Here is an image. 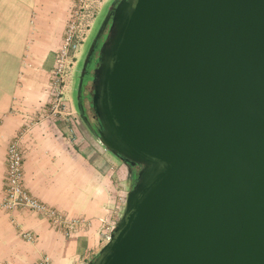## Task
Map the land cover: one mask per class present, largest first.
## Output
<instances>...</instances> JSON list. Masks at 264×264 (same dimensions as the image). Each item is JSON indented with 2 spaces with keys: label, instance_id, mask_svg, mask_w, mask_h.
Wrapping results in <instances>:
<instances>
[{
  "label": "water",
  "instance_id": "water-1",
  "mask_svg": "<svg viewBox=\"0 0 264 264\" xmlns=\"http://www.w3.org/2000/svg\"><path fill=\"white\" fill-rule=\"evenodd\" d=\"M87 39L73 113L124 180L84 264H264V0H105Z\"/></svg>",
  "mask_w": 264,
  "mask_h": 264
},
{
  "label": "crops",
  "instance_id": "crops-1",
  "mask_svg": "<svg viewBox=\"0 0 264 264\" xmlns=\"http://www.w3.org/2000/svg\"><path fill=\"white\" fill-rule=\"evenodd\" d=\"M75 2L0 0V200L6 148L19 135L27 190L89 224L66 236L26 207L0 210V264H33L42 254L51 264H84L116 219L118 164L74 121L68 105L57 115L48 112L51 73ZM21 230L34 240L22 238Z\"/></svg>",
  "mask_w": 264,
  "mask_h": 264
},
{
  "label": "built area",
  "instance_id": "built-area-1",
  "mask_svg": "<svg viewBox=\"0 0 264 264\" xmlns=\"http://www.w3.org/2000/svg\"><path fill=\"white\" fill-rule=\"evenodd\" d=\"M94 2L96 0H76L72 7L63 39L58 46L54 68L51 73V98L48 105V112L51 115H57L61 111H65L64 106L66 103L62 96V87L64 86L68 67L80 51L85 29L87 31L89 28L88 19L95 16V13H90ZM23 174V155L20 149V136L16 135L6 148V173L4 193L0 200V210L12 211L19 207H26L44 215L51 225L60 229L66 236H70L74 231L89 224L87 219L83 217H69L61 213L57 208L32 195L24 185ZM20 235L26 240H34V236L29 231L21 230ZM107 236L108 234H105L106 239ZM33 264H51L50 257L47 254H42Z\"/></svg>",
  "mask_w": 264,
  "mask_h": 264
},
{
  "label": "rangeland",
  "instance_id": "rangeland-1",
  "mask_svg": "<svg viewBox=\"0 0 264 264\" xmlns=\"http://www.w3.org/2000/svg\"><path fill=\"white\" fill-rule=\"evenodd\" d=\"M104 1L105 0H96V2H97L96 3V7L97 8L95 10L96 12H98V10L101 8V6H102ZM108 4H107V6H108ZM107 6L102 8L101 11L99 12V14L97 15V17L95 19V22H94V25H93V28H92L93 30L91 31V33H90L91 35L90 36L93 37V35L95 34V31L99 28V23H101V19L103 20V17L105 16ZM93 20H94V16H93V18L91 17V18L88 19L89 28H88L87 31L85 29L84 39L82 41V44L80 45V52L81 51L83 52V50H84V53H85V51L88 48V45L90 44V40L89 41H88V39L85 40V38H86V36H87V34L89 32V29H90V27H91V25L93 23ZM78 53H77V55H78ZM77 57L78 56H76V58ZM73 65H74V63H73ZM73 65H72V67H70L71 65L68 67V71H67V74H66V77H65V81H64V86L62 87V96H63V98L65 100L66 105H68L67 111H70V116L71 117L73 116V118L75 119L74 114L72 112V108H71V102H73L75 104V101H74L75 100V94L73 93L74 92V88H73L72 93H71V83H72L73 79H74L73 85L75 84V81H77V78H76L77 75L75 74V72H76V69L78 68V66H76L75 71H74ZM72 69H73L74 73H73ZM72 73L74 74L73 78L71 76ZM66 105L64 106V109H66ZM74 121H76V120H74ZM76 123H77V121H76ZM78 127H79V125H78ZM118 175H119V179H120L118 181L119 182L118 190L120 191V195H121L122 192H123L122 189H123L124 176H123V172L120 169H119ZM120 195H119V197H120Z\"/></svg>",
  "mask_w": 264,
  "mask_h": 264
},
{
  "label": "flooded vegetation",
  "instance_id": "flooded-vegetation-1",
  "mask_svg": "<svg viewBox=\"0 0 264 264\" xmlns=\"http://www.w3.org/2000/svg\"><path fill=\"white\" fill-rule=\"evenodd\" d=\"M104 28H102V29H104ZM97 43H98V41L96 42V47H97ZM95 53H96V51H95ZM93 56L91 57V59H93ZM90 66H91V64L87 65V70H88V68ZM83 79H84L83 80V84H82V87H81L80 92H79V110L81 112V114H80V118L81 119L80 120H82L83 123L85 124V126L89 130H91L93 132L94 123L91 120V113H90L91 112V107L89 106V94H90V91H89L88 88H86V82L89 79L88 74ZM75 119H76V117H75ZM76 121H77V119H76ZM77 123H78V121H77ZM126 168H127V171L128 170L131 171V178L133 179L135 171L137 170V166L136 165L126 164Z\"/></svg>",
  "mask_w": 264,
  "mask_h": 264
}]
</instances>
